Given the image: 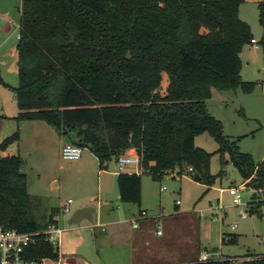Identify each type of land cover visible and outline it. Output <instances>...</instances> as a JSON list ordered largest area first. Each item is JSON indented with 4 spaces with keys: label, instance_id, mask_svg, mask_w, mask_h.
I'll list each match as a JSON object with an SVG mask.
<instances>
[{
    "label": "trees",
    "instance_id": "1",
    "mask_svg": "<svg viewBox=\"0 0 264 264\" xmlns=\"http://www.w3.org/2000/svg\"><path fill=\"white\" fill-rule=\"evenodd\" d=\"M243 2L21 0L19 84L4 83L15 93L16 121L42 120L60 134L74 133L71 142L88 147L100 170L134 148L154 179L165 173L182 176L192 167L190 173L212 185V153L195 143L207 133L219 144L222 166L232 163L247 187L262 190L249 202L251 213L262 215L264 158L256 163L242 152L240 137L226 135L206 103L213 89L250 93L255 87L241 76V51L252 39L238 16ZM260 8L264 15V3ZM163 73L168 77L165 93L159 91ZM19 140L17 128L0 142V150ZM22 163L19 154L0 158V226L40 231ZM141 185V174H118L120 200L139 203ZM38 240L29 257L58 260V247L44 235ZM237 241V234L222 238L223 243ZM235 259L192 264H264V254L239 263Z\"/></svg>",
    "mask_w": 264,
    "mask_h": 264
},
{
    "label": "rangeland",
    "instance_id": "2",
    "mask_svg": "<svg viewBox=\"0 0 264 264\" xmlns=\"http://www.w3.org/2000/svg\"><path fill=\"white\" fill-rule=\"evenodd\" d=\"M20 2L6 0L5 12L0 15V142L19 128L20 140L14 142L8 152L11 155L19 154L23 159L21 171L27 175L32 215L41 230H45L54 208L59 210L55 216H58L60 224L66 226H69L70 219L82 202L95 209L96 199H92L91 195L98 190L99 178L104 183L114 181L115 162L114 159L108 162L104 172L99 175L98 160L88 147L82 148L83 155L79 162L63 160L62 143L75 139L74 133L60 134L46 122L40 123L48 129L27 126L26 123L17 124L16 119L11 117L17 115L18 106L14 91L4 83L11 86L19 84L16 45ZM261 3L264 0H244L238 10L239 18L249 26L251 37L259 45L256 49L250 42L246 43L240 55L241 75L245 81L256 82L254 89L250 93L238 89L235 102L228 100V105L221 100L220 93L225 96L233 92L213 89L214 98L207 105L209 112L223 123L226 135L240 137V150L251 154L256 163L264 158V15L261 13ZM167 86L168 77L163 73L159 91L165 93ZM4 115L7 118H3ZM195 143L212 153L209 166L210 174L215 177L212 185L204 180H196L195 173L188 171L182 176L165 173L159 179H154L144 168L141 172L140 202L124 204L115 200L112 203L114 206L120 205L118 213L123 219H134L140 216L141 211L147 212L146 222H139L141 226L138 229H134L130 221L108 228H113L114 241H125L124 238L132 233L138 237L136 242L141 244L139 251L144 256L139 259L143 261L136 264H192L198 261L203 252H208L215 260L236 257V263H239L245 258L264 254V206L262 215L251 213L242 205L235 204L229 192L230 187L247 184L248 180L242 179L232 163L222 166L221 155L217 152L219 144L210 135H198ZM222 168L225 172L220 176ZM252 193L241 190L242 202H249ZM68 199H72L73 203L69 211H64L62 204ZM177 200H180L178 206ZM245 210L248 214L246 218L242 217ZM89 222L84 221L82 225ZM157 230H161L162 234L158 235ZM116 231L117 234L122 233L123 238L116 236ZM97 232V229L89 226L69 230L62 237V241H66L64 248H73L76 242L79 252L92 264L119 253L113 251L115 247L121 248L118 245L113 250L100 246ZM229 234L238 235L236 244L222 242L223 235L228 237Z\"/></svg>",
    "mask_w": 264,
    "mask_h": 264
},
{
    "label": "crops",
    "instance_id": "3",
    "mask_svg": "<svg viewBox=\"0 0 264 264\" xmlns=\"http://www.w3.org/2000/svg\"><path fill=\"white\" fill-rule=\"evenodd\" d=\"M5 2H6V0H0V15H3V13L5 12V9H6ZM19 7H18V12H19V20H20V8ZM18 34H19V30H18ZM16 51H17V49H16ZM17 59H18V53H17ZM242 79L244 80L245 78H243V76H242ZM263 89H264V86H263ZM237 90H226V91H232L233 93L229 94V95H225V96L222 95V93H220L221 94L220 95L221 100L225 103V105H228V103H229L228 100L235 102V98H237V94H238ZM213 98H214V90H212V97L209 100H207V102H206L207 105H208V102H210V100H213ZM4 116L7 118V115H4ZM15 116H11V117L15 118ZM40 122H45V121H42V120H26V121L17 122V124L26 123L27 126H31V125H33L35 127L41 126V127H45L48 129V127L46 125H44ZM37 124H40V125H37ZM66 143H68V142L62 143V147ZM11 146L6 150L7 151L6 153L10 154L8 151H9V149H11ZM82 155L79 159H77L75 161L80 160L82 158ZM94 156H95V154H94ZM95 158H96V160H98V158L96 156H95ZM98 164H99V161H98ZM115 168H116V165H115ZM102 172H104V170H102V171L100 170L98 172V174L101 175ZM114 174L116 177H115L114 181L111 183H109L107 181L104 183L99 178V186H98L97 192L94 195L89 194L92 196V199L94 197L96 199V202L94 204V205H96L95 209L88 207V205H86L82 202L78 206L79 208H77L76 211L74 212L72 219H70L69 226H66V224L61 225L59 220H58V216H54V219H55L54 224L56 226L64 229L62 236H61L60 244H59V258H58L59 261L60 260L66 261L68 264H92L82 252H79L80 251L79 244H77L75 242L76 245L73 246V248H70V247L64 248L66 241L64 238H63L64 240L62 241V237H63V235L66 234L67 231H69V230L76 231V230H79L82 226H89L91 228L98 230V232L96 233V235H97L96 238L98 239V241H99L98 244L100 246H106L107 248H111L112 250L117 245L121 247V248L115 247L113 250V251L117 250L116 252H119V253L111 254L107 260H101L98 264H136V263H141L143 261V260H141V261L139 260L140 258H143L144 255L141 254L139 251L141 244L136 242L138 237L134 233H132L129 236H127L126 238H124L125 241H119V240L114 241L115 235L113 233V228L108 229L110 226L119 225V224L123 223L124 221H126V222L130 221L132 223L133 228L138 229L141 226V224H139V222H146V220H147L145 218V216H141L142 211L140 212V216L136 217L134 219L129 220L127 218L123 219V218L119 217L120 215L118 213L119 212L118 209L120 208V205L119 204H117V206H114V204L112 205L113 201H115V200L122 202L119 198V190H118V186H117L118 174L115 173V170H114ZM245 185H246V183H245ZM141 198H142V185H141ZM67 201H65L64 203H66ZM64 203L62 204V207H63ZM72 203H73V200L68 205V211H69V206ZM123 203L129 204V203H133V202H123ZM178 205L179 204H177V206ZM59 207H60V204H59ZM58 213H59V210L57 209V214ZM84 221H90V222L88 225H82V223ZM135 223L137 224L136 227L134 226ZM116 234H117V231H116ZM118 235H121V237L123 238L122 233L117 234L116 236H118ZM119 242H123V244H119ZM146 243H148V241H146ZM121 245H124V246H121ZM123 247H126V248H123ZM111 253H113V252H111ZM122 253L124 255H122Z\"/></svg>",
    "mask_w": 264,
    "mask_h": 264
},
{
    "label": "built area",
    "instance_id": "4",
    "mask_svg": "<svg viewBox=\"0 0 264 264\" xmlns=\"http://www.w3.org/2000/svg\"><path fill=\"white\" fill-rule=\"evenodd\" d=\"M19 38V34H18ZM251 44L254 45L256 49L259 48L258 42L256 39H251ZM6 150H0V158L7 157L10 154L6 153ZM82 155V147L79 145L68 142L66 143L61 150V157L63 160L75 161L79 159ZM116 165L115 173H129V174H138L144 170L141 156L135 152L134 149H129L124 154H121L114 158ZM107 167V166H106ZM189 172H193V168H188ZM247 185L243 184L239 187L232 186L229 188L230 194L233 196V201L237 205H242L246 210L249 209V202H242L241 190H246ZM165 189V188H164ZM253 192L254 190L251 189ZM262 194V190H259ZM259 192L256 193L259 195ZM72 202L69 199L63 205V210L68 211V205ZM180 203V200H177V204ZM242 213V217H247V211ZM147 212L142 211L141 216H146ZM136 227L137 224L135 223ZM160 227V226H159ZM64 229L56 226L55 224H50L47 229L40 231H18L17 229L5 228L0 226V264H68L66 261L55 260L50 257H42L40 259L30 258V248L39 242L38 238L40 235H44L45 240L52 243L54 246L58 247L61 240V236ZM157 234L161 235L162 231L157 230ZM211 259V256L208 252H203L200 254L198 261L205 262Z\"/></svg>",
    "mask_w": 264,
    "mask_h": 264
},
{
    "label": "water",
    "instance_id": "5",
    "mask_svg": "<svg viewBox=\"0 0 264 264\" xmlns=\"http://www.w3.org/2000/svg\"><path fill=\"white\" fill-rule=\"evenodd\" d=\"M194 177L196 180L200 181L201 180V176L198 173L194 174ZM247 191H251L250 187L246 188ZM258 197V194L256 193V191H253L252 196H251V200H256Z\"/></svg>",
    "mask_w": 264,
    "mask_h": 264
}]
</instances>
